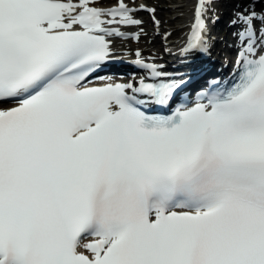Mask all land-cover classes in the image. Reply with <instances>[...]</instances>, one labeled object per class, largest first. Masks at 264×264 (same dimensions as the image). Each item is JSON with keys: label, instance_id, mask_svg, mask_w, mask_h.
<instances>
[{"label": "snow or ice", "instance_id": "6c2138e0", "mask_svg": "<svg viewBox=\"0 0 264 264\" xmlns=\"http://www.w3.org/2000/svg\"><path fill=\"white\" fill-rule=\"evenodd\" d=\"M208 2L190 56L208 51ZM256 2L231 21V80L173 109L187 82L139 50L138 81L101 75L123 63L115 41L144 32L137 11L159 25L154 8L0 0V264H264Z\"/></svg>", "mask_w": 264, "mask_h": 264}, {"label": "bare ground", "instance_id": "6f19581e", "mask_svg": "<svg viewBox=\"0 0 264 264\" xmlns=\"http://www.w3.org/2000/svg\"><path fill=\"white\" fill-rule=\"evenodd\" d=\"M147 0H137L136 8H139L141 4H143ZM169 3H166L164 5V8L166 11H170L171 14L167 17L163 18L162 16L158 15V11L155 12V20L159 21V25H156L153 22L152 14H149L148 18H141L134 16L135 19H139L143 21V24L140 26L144 29V32L140 35L139 40L134 39H128V40H120L117 39L115 41V48L117 52L120 53H126V54H134L137 50L141 52V54L147 55L149 58L152 59L154 63H160L161 61H164L163 54H166L167 50L173 51L175 54L179 52V46L178 41L183 36V34L186 32L183 27L187 20L191 17L190 14H194L195 6L198 2V0H168ZM194 1V2H191ZM129 6L133 4L131 0H125ZM117 3V1H116ZM192 5H195L192 7ZM94 6L97 7H103L106 8L107 5H104L103 3H100V0H95ZM172 22V23H171ZM150 25L151 27H159L154 28V31H151V29H147L146 26ZM162 27V30L160 28ZM125 31L124 29H122ZM126 30L128 33H134L138 32L139 28L136 26H129L126 27ZM208 31V30H207ZM172 34L176 33L175 36L169 35L168 37L165 36V34ZM160 37L162 41H160V45L163 44V50L161 48H157L155 46H149L148 43L151 41L154 37ZM156 42V41H155ZM158 42V40H157ZM147 46H149V50H147ZM146 49V52H143ZM228 52V50H225ZM167 55H171V53H167ZM226 55L225 53H222L221 51H218L217 56H219V59L217 60L216 64L220 65L222 67L217 68V65L214 63H209V67L207 68V72H210L211 70H215V72H218L219 75H221V68L225 65V58L223 57ZM144 74L137 76L135 78H132L131 80L127 81H138L141 77H143Z\"/></svg>", "mask_w": 264, "mask_h": 264}, {"label": "rangeland", "instance_id": "374dc122", "mask_svg": "<svg viewBox=\"0 0 264 264\" xmlns=\"http://www.w3.org/2000/svg\"><path fill=\"white\" fill-rule=\"evenodd\" d=\"M103 2L104 1H106V0H102ZM109 1H111V0H109ZM150 1V4L151 5H153L154 7H155V10L156 11H158V15L159 16H162L163 18H165V17H167L168 15H170L171 14V12L170 11H166L165 9H162V8H164V5L166 4V3H169V1L168 0H149ZM155 11V12H156ZM149 14H152V13H148V14H144L143 16H136V15H134V16H136V17H141V18H148L149 17ZM172 23V22H171ZM175 35V34H174ZM173 35V36H174ZM158 40V39H157ZM156 41V40H155ZM155 41H153V39H151V41L148 43V45L150 46H155V47H157L158 48V45L156 44L157 43V41L155 42ZM160 45V44H159ZM149 46H147V50H149V49H151V48H149ZM146 49L144 50V51H142V53L143 52H146Z\"/></svg>", "mask_w": 264, "mask_h": 264}]
</instances>
